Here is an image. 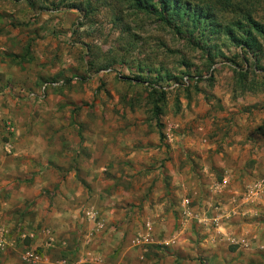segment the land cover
I'll use <instances>...</instances> for the list:
<instances>
[{"label":"rangeland","instance_id":"rangeland-1","mask_svg":"<svg viewBox=\"0 0 264 264\" xmlns=\"http://www.w3.org/2000/svg\"><path fill=\"white\" fill-rule=\"evenodd\" d=\"M91 3L0 0V264L68 257L90 211L142 264H264V38L204 32L201 50L126 0ZM248 13L264 24V0L216 6L251 31Z\"/></svg>","mask_w":264,"mask_h":264},{"label":"trees","instance_id":"trees-1","mask_svg":"<svg viewBox=\"0 0 264 264\" xmlns=\"http://www.w3.org/2000/svg\"><path fill=\"white\" fill-rule=\"evenodd\" d=\"M93 0H89L92 7ZM234 0H126L136 12L153 17L159 24L169 28L177 36L187 39L196 48L204 50V42L198 35L204 32L211 36L224 34L241 48L252 49L259 36L264 38V24L257 22L248 13L246 21L251 31L246 29L242 20L226 22L223 17L216 15V6H232ZM186 29V30H185ZM152 86L149 81H145ZM155 88L154 86H152ZM164 95L160 102H164ZM155 106L157 116H161L162 107Z\"/></svg>","mask_w":264,"mask_h":264},{"label":"crops","instance_id":"crops-1","mask_svg":"<svg viewBox=\"0 0 264 264\" xmlns=\"http://www.w3.org/2000/svg\"><path fill=\"white\" fill-rule=\"evenodd\" d=\"M2 167V159L0 157V169ZM7 172V171H6ZM5 170H0V176L1 177H7L9 178V174L6 173ZM18 171H12L10 174L15 175ZM5 178L0 182L2 184H5L9 181H5ZM13 179H11L12 181ZM30 191V190H29ZM39 188L36 192L33 193V195L38 196L40 194ZM63 199L58 198L57 201L63 202ZM66 202V201H65ZM69 211V215L72 212L70 208H67ZM260 211V210H259ZM253 214H256L254 211H252ZM60 217V216H58ZM73 222L68 224L70 232L75 231L77 229L76 219L72 220ZM250 222V221H249ZM253 225H255L257 222H251ZM262 224V223H261ZM111 227V224H109ZM249 223L246 222V224H243L242 230L247 229L249 227ZM258 225V224H257ZM61 226V224H60ZM87 235L90 233V231L94 228L93 224L87 225ZM248 226V227H247ZM259 226V225H258ZM264 226V223L262 224ZM116 229L108 228V230L104 231L102 230L100 233L95 235L94 240H92L90 243H88L85 238H81L78 243V248L73 249L71 254L67 257L69 259L77 260L78 257L84 258V264H142L140 259L146 258L142 255L141 251L139 249H135L131 246V242H129V239L131 236H129V231L126 225H123L120 229L115 231ZM257 229H255L256 232ZM262 230V229H261ZM260 230V231H261ZM162 239H169L172 236L171 231H165L162 233ZM211 257H215L216 253H209ZM61 256V255H60ZM183 256V255H181ZM180 256V257H181ZM191 256H194V253H191ZM59 257V256H58ZM53 260H57V257L54 256ZM159 264H164L165 260L161 261L159 260ZM156 262V261H155ZM7 264V263H6Z\"/></svg>","mask_w":264,"mask_h":264},{"label":"built area","instance_id":"built-area-1","mask_svg":"<svg viewBox=\"0 0 264 264\" xmlns=\"http://www.w3.org/2000/svg\"><path fill=\"white\" fill-rule=\"evenodd\" d=\"M51 86V83H46L44 85V90L49 88ZM253 191H251V197L253 195ZM187 205V207L184 208L183 210V219H186L190 216L192 217H196L195 214L193 215L192 212L193 210L189 207V200L185 201V206ZM88 217V221L90 223H92L94 225V228L90 231V233L87 235L88 238H92L94 237L96 234L100 233L102 230H104L105 227V223L104 221H102V219L98 216V213L90 211L87 215ZM196 220L199 222V224L201 226L205 225L207 226L206 228H212L214 227V225L217 227V231L219 232L218 234L220 235V237H222L223 235V231H221L223 228L221 227L222 224L220 223V219H212L210 222L207 221V219H197ZM204 228V227H203ZM219 228V229H218ZM151 231V226L150 224L146 225V234L145 237L140 236V237H134V239L132 240V244L134 245H140L145 244L147 245L149 240H150V232ZM235 242V241H233ZM237 243H241L243 245L247 244L246 240L241 239V241H238ZM8 245V241L6 239L0 238V246L4 247ZM22 260L24 263L26 264H83L84 261L83 259L77 261V260H73V259H69L67 257H61L58 258L57 260H49V258H47V256L42 255V253L37 252L36 250H26L23 254H22Z\"/></svg>","mask_w":264,"mask_h":264}]
</instances>
